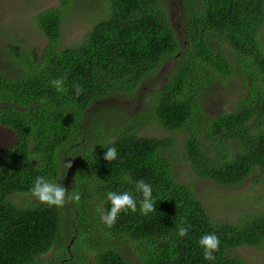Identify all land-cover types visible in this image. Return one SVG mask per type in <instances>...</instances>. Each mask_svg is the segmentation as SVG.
<instances>
[{
  "label": "trees",
  "instance_id": "obj_1",
  "mask_svg": "<svg viewBox=\"0 0 264 264\" xmlns=\"http://www.w3.org/2000/svg\"><path fill=\"white\" fill-rule=\"evenodd\" d=\"M76 1L59 0L33 18L47 38L41 56L14 40L1 58L0 125L18 141L0 151V264H247L235 250L264 247V214L213 221L195 188L176 178L170 156L180 154L198 177L220 186L238 187L257 169L256 180L263 178L264 0H184L181 37L163 0H96L86 10ZM71 12L91 27L79 43L62 47ZM172 61L148 113L181 140L139 136L137 124L113 136L98 128L84 140L94 103L134 94ZM54 79L67 91L57 92ZM235 80L233 108L209 115L207 91L214 83L231 90ZM75 84L84 89L79 96ZM109 147L117 149L112 162L104 159ZM39 176L80 200L41 203L31 192ZM140 180L152 188L156 210L147 215ZM109 191L137 201V211L121 212L112 227L100 218L111 209ZM213 233L220 250L205 260L199 240Z\"/></svg>",
  "mask_w": 264,
  "mask_h": 264
},
{
  "label": "rangeland",
  "instance_id": "obj_2",
  "mask_svg": "<svg viewBox=\"0 0 264 264\" xmlns=\"http://www.w3.org/2000/svg\"><path fill=\"white\" fill-rule=\"evenodd\" d=\"M171 22L181 37L184 34L183 6L184 0H163ZM83 3V10L93 9L96 0H77L75 5ZM59 0H0V64L7 46H13L14 40H20L31 47L39 56L47 43L44 33L35 25V15L47 8L56 7ZM79 10V9H78ZM90 24L78 12L69 13L64 21L62 47L79 43L90 30ZM260 40L264 45V27L260 32ZM7 45V46H6ZM215 47L217 44L215 43ZM230 51L226 49L229 56ZM174 61L164 65L158 74L144 82L132 95L113 94L94 103L87 111L88 119L83 127L84 140L94 136L99 128L107 136L123 130L131 124H137L139 136L166 138L175 133L168 131L152 115L148 113V103L152 100V92L161 88L167 81L168 71ZM237 81L231 84V90H224L222 85L213 84L205 96L204 109L209 115H217L233 108L237 101ZM103 119L102 121L99 119ZM103 122V123H102ZM181 140L184 135H175ZM17 133L0 125V151L13 148L17 144ZM69 147L67 148V151ZM69 152V151H68ZM176 178L192 185L197 196L205 204L211 219L215 222L239 223L256 214H264V176L260 181V169L255 170L246 182L238 187L220 186L212 181L196 175L191 166L181 161L180 154H172ZM72 168L73 161L70 159ZM247 264H264V247H243L235 250ZM61 261L58 260L57 264ZM89 264H95L90 260Z\"/></svg>",
  "mask_w": 264,
  "mask_h": 264
},
{
  "label": "clouds",
  "instance_id": "obj_3",
  "mask_svg": "<svg viewBox=\"0 0 264 264\" xmlns=\"http://www.w3.org/2000/svg\"><path fill=\"white\" fill-rule=\"evenodd\" d=\"M52 86L57 92H66L67 89L64 85L63 79H54L51 81ZM76 95L82 94L84 89L79 84L74 85ZM117 158V149L115 147H109L106 151L104 159L108 162H112ZM67 169L72 167L71 163L65 164ZM127 179V177H125ZM136 191L142 194L140 201V212L147 215L149 212L155 211L154 201L152 198L151 185L140 180L136 183ZM32 194L41 202L49 206L63 207L66 200L68 201H79L80 195L76 192L69 194V191L63 187L60 183L49 182L46 178L39 176L35 179L33 187L31 188ZM107 199L111 202V209L107 214L101 212V221L108 227L114 226L116 220L121 212L127 213L137 211V201L134 199L130 192L116 193L109 191L107 193ZM100 211V209H98ZM188 228L181 226L178 231L180 237L186 236ZM201 248L204 250L205 260H214L215 252L220 250V240L214 233L205 234L199 240Z\"/></svg>",
  "mask_w": 264,
  "mask_h": 264
}]
</instances>
